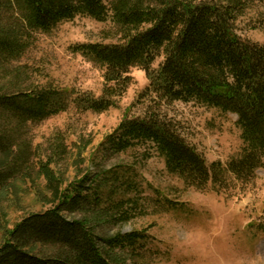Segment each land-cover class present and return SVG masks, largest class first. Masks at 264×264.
I'll return each instance as SVG.
<instances>
[{
    "label": "trees",
    "instance_id": "trees-1",
    "mask_svg": "<svg viewBox=\"0 0 264 264\" xmlns=\"http://www.w3.org/2000/svg\"><path fill=\"white\" fill-rule=\"evenodd\" d=\"M250 1L0 0V82L3 76L8 79L0 83V188L29 165L25 152L33 147L20 143L21 129L65 111L71 93L51 86L23 87L19 75L9 79L6 72L23 74V67L12 64L34 34H49L59 23L82 15L110 20L118 41L72 47L102 71L104 81L99 97L76 93V109L102 113L115 107L132 83L133 68L142 70L148 81L140 94L148 101L144 116L122 119L108 136L105 152L147 145L169 174L199 191L221 184L225 174L249 182L264 164V44L239 37L234 23ZM158 56L163 60L154 69ZM176 102L235 115L241 141L237 157L225 166L208 165L166 110ZM50 141L47 160L57 163L65 144ZM102 175L83 174L57 193L49 209L18 221L0 244V264H121L115 252L133 253L144 235L98 232L103 225L128 221V208L136 205L123 198L107 209L100 207L106 187Z\"/></svg>",
    "mask_w": 264,
    "mask_h": 264
},
{
    "label": "rangeland",
    "instance_id": "rangeland-1",
    "mask_svg": "<svg viewBox=\"0 0 264 264\" xmlns=\"http://www.w3.org/2000/svg\"><path fill=\"white\" fill-rule=\"evenodd\" d=\"M234 28L242 39L264 44V0H251ZM117 41L110 20L76 16L49 34H34L21 59L12 64L23 67V74L6 72L9 79L19 75L23 87L51 86L71 93L65 111L28 122L18 135L20 143L33 147V152L26 150L27 168L0 188V244L24 216L49 209L70 182L99 172L106 184L100 207L107 209L123 198L136 205L128 208V221L103 225L98 232L108 237L133 231L144 235L133 253L115 252L121 264H264V164L249 182L225 174L221 184H208L199 191L169 174L163 159L147 145L119 154L105 152L108 136L122 119L144 116L148 101L140 94L148 81L138 68L130 70L132 83L115 107L102 113L76 109L75 94L99 97L104 81L102 71L72 52V47ZM162 60L158 56L152 68ZM7 80L3 76L0 83ZM166 110L208 165L225 166L239 154V129L231 114L180 102ZM50 140L65 144V155L57 163L47 160ZM3 160L0 156V165Z\"/></svg>",
    "mask_w": 264,
    "mask_h": 264
}]
</instances>
